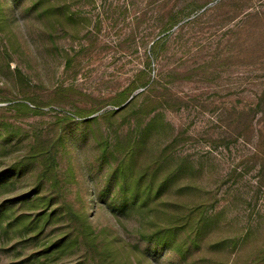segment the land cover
<instances>
[{"label": "rangeland", "instance_id": "rangeland-1", "mask_svg": "<svg viewBox=\"0 0 264 264\" xmlns=\"http://www.w3.org/2000/svg\"><path fill=\"white\" fill-rule=\"evenodd\" d=\"M28 6L21 0L18 7ZM71 10L80 20L74 40L57 33L52 44L32 13L14 14L11 29L0 30V172L29 138L64 132L63 196L86 210L100 239H118L116 261L138 264L143 255L140 264H264V122L255 110L264 88V0H79ZM146 80L120 106L127 111L101 119L118 110L127 86ZM144 109L158 117L155 157L171 143V167L186 161V208L206 210L205 233L184 262L139 241L133 222L121 229L97 200L107 165L96 158L94 141L133 133ZM87 113L97 121L80 123ZM32 172L2 178L7 215L25 211L19 200L31 193ZM1 227L0 264H109L80 240L55 252L52 245L74 237L58 213L36 238ZM129 247L136 255H127Z\"/></svg>", "mask_w": 264, "mask_h": 264}, {"label": "trees", "instance_id": "trees-1", "mask_svg": "<svg viewBox=\"0 0 264 264\" xmlns=\"http://www.w3.org/2000/svg\"><path fill=\"white\" fill-rule=\"evenodd\" d=\"M20 1L12 0L8 7L0 1V30L11 29L13 21L15 22L14 14L21 16L32 13L42 24V36L52 44H55L53 38L58 35L57 33L71 40L77 38L80 33V20L71 10L72 4L79 0H28L29 6L24 11L18 7ZM9 13L11 18L8 17ZM176 22L177 20L169 22L168 29ZM159 45L160 41L153 43L152 47L154 49ZM17 76L19 79L20 73L17 72ZM147 84L146 80L140 84L133 83L127 86L119 93L114 103L118 110L105 111L101 119H111L120 112L127 111V105L121 108L120 106L130 97V101L134 99L133 92L144 89ZM23 108L28 110L27 106ZM255 110L260 113L261 121L264 122V88L256 99ZM142 112L147 119L142 120L137 126L134 125L133 133L129 132L122 137L115 135L110 139L108 137L110 128H107L108 134L104 135L105 137L101 135L102 137L94 141L96 158L107 165L103 176L104 187L99 191L97 200L103 204L121 229L125 228L127 222H133L132 234L139 241L152 244L161 250L167 249L175 258L184 262L190 254L191 246L197 247L205 233L206 210L203 206L199 207L201 210L196 214L197 210L191 211L186 208V203L181 199L182 193L188 189V185L182 181L186 173V161L182 160L171 167V143L164 145L160 152L158 151L159 155L155 157L150 140L158 133V117H148L152 113L151 109H144ZM88 114H79V122L88 124L97 121L94 117L86 119ZM66 138L64 132L55 133L46 139L39 136L29 138L23 154L11 163L5 173L0 172L1 184L2 178L6 176L16 177L21 176L26 170L33 171L30 181L31 193L19 200V204L26 208L25 211L19 213L12 211L9 216L7 215L9 209L4 203L0 205L2 233L17 231L20 236L31 234L36 238L58 213L61 218L72 224L74 237L70 242L61 239L52 245L57 249L55 252L63 253L80 240L94 255L107 259L109 264H133L116 261L118 253L113 243L118 239L116 237L111 241L106 240L107 238L100 239V234H95L87 224L86 210L78 211L65 200L59 174V155L67 153ZM10 183L12 181H8V184ZM31 209L35 212L27 213ZM123 250L127 255H136L135 247ZM144 258L143 255L140 256V260H145Z\"/></svg>", "mask_w": 264, "mask_h": 264}]
</instances>
